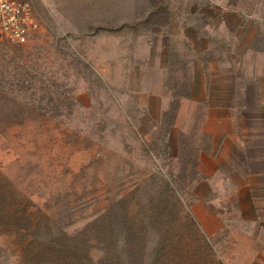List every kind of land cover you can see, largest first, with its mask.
Instances as JSON below:
<instances>
[{"label":"rangeland","instance_id":"1","mask_svg":"<svg viewBox=\"0 0 264 264\" xmlns=\"http://www.w3.org/2000/svg\"><path fill=\"white\" fill-rule=\"evenodd\" d=\"M31 1L28 41L0 39V264H264V204L243 208L254 225L234 188L196 186L138 106L153 30L264 0Z\"/></svg>","mask_w":264,"mask_h":264},{"label":"crops","instance_id":"2","mask_svg":"<svg viewBox=\"0 0 264 264\" xmlns=\"http://www.w3.org/2000/svg\"><path fill=\"white\" fill-rule=\"evenodd\" d=\"M205 9L200 29L179 23L143 41L140 116L150 132L167 122L165 145L193 156L195 185L231 186L223 202L239 203L240 219L256 225L243 208L264 204V14L238 4ZM196 213L221 222L204 207Z\"/></svg>","mask_w":264,"mask_h":264},{"label":"built area","instance_id":"3","mask_svg":"<svg viewBox=\"0 0 264 264\" xmlns=\"http://www.w3.org/2000/svg\"><path fill=\"white\" fill-rule=\"evenodd\" d=\"M38 25L31 0H0V39L26 43Z\"/></svg>","mask_w":264,"mask_h":264}]
</instances>
